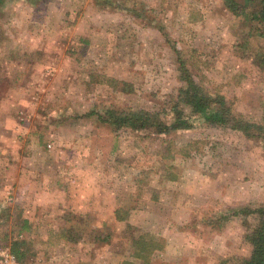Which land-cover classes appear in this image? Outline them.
<instances>
[{
	"label": "rangeland",
	"instance_id": "rangeland-1",
	"mask_svg": "<svg viewBox=\"0 0 264 264\" xmlns=\"http://www.w3.org/2000/svg\"><path fill=\"white\" fill-rule=\"evenodd\" d=\"M103 1L0 6V264H145L131 255L140 238L161 246L148 264L248 257L232 214L264 203L260 138L202 123L112 132L84 115L168 110L181 86L174 48L207 94L264 126V23L223 0Z\"/></svg>",
	"mask_w": 264,
	"mask_h": 264
},
{
	"label": "trees",
	"instance_id": "trees-1",
	"mask_svg": "<svg viewBox=\"0 0 264 264\" xmlns=\"http://www.w3.org/2000/svg\"><path fill=\"white\" fill-rule=\"evenodd\" d=\"M6 0H0V6ZM103 1V0H102ZM225 8L234 16H241L248 22L264 23V0H223ZM114 11H125L122 3L104 0L101 4ZM175 64L181 86L177 90L168 110L148 111L145 109H114L91 110L84 117L112 132L129 131L144 133L153 137L169 136L172 133L190 130L193 125L202 123L210 128H221L240 133L250 139H261L264 142V126L236 116L223 98L207 94L192 79L190 70L177 50ZM264 63V57L261 60ZM112 83L115 80L111 81ZM125 87L126 84H123ZM232 216L242 218L246 229L245 241L250 246L248 257L236 259L233 264H264V203L255 207H243L233 212ZM118 221L124 220L119 210L115 211ZM23 229L27 224L23 220ZM152 241V240H151ZM148 242V241H147ZM142 238L133 245L132 257L144 260L148 264L154 251L161 249L159 243H147ZM25 240L15 239L10 242V250L19 263L25 259Z\"/></svg>",
	"mask_w": 264,
	"mask_h": 264
},
{
	"label": "built area",
	"instance_id": "built-area-1",
	"mask_svg": "<svg viewBox=\"0 0 264 264\" xmlns=\"http://www.w3.org/2000/svg\"><path fill=\"white\" fill-rule=\"evenodd\" d=\"M2 254H4L6 256V258L11 261V263L13 262L14 259L12 256H9L7 253H4V252Z\"/></svg>",
	"mask_w": 264,
	"mask_h": 264
},
{
	"label": "crops",
	"instance_id": "crops-1",
	"mask_svg": "<svg viewBox=\"0 0 264 264\" xmlns=\"http://www.w3.org/2000/svg\"><path fill=\"white\" fill-rule=\"evenodd\" d=\"M7 136V135H6ZM49 193H50V191L48 192V196H49ZM50 197V196H49ZM58 201V200H57ZM116 219V218H115Z\"/></svg>",
	"mask_w": 264,
	"mask_h": 264
}]
</instances>
